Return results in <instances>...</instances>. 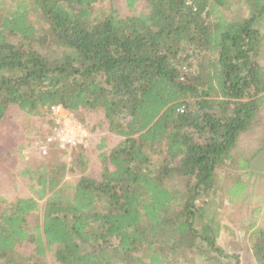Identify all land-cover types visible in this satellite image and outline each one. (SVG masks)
Wrapping results in <instances>:
<instances>
[{
    "label": "trees",
    "instance_id": "16d2710c",
    "mask_svg": "<svg viewBox=\"0 0 264 264\" xmlns=\"http://www.w3.org/2000/svg\"><path fill=\"white\" fill-rule=\"evenodd\" d=\"M126 6L133 15L114 0H0V120L13 105L29 120L62 105L89 133L100 112L121 138L100 153L99 178L87 146L26 159L17 145L30 196H0V264H243L212 206L246 202L264 177L251 169L264 141V0ZM257 129L260 145L244 149ZM262 209L238 228L251 264H264Z\"/></svg>",
    "mask_w": 264,
    "mask_h": 264
},
{
    "label": "rangeland",
    "instance_id": "374dc122",
    "mask_svg": "<svg viewBox=\"0 0 264 264\" xmlns=\"http://www.w3.org/2000/svg\"><path fill=\"white\" fill-rule=\"evenodd\" d=\"M114 5L123 17L134 14V10L126 6V0H114ZM136 7L139 8L140 4H137ZM234 8H237L236 4L233 5ZM226 12L230 14L229 10ZM46 114L44 116L33 117L29 120L20 111L18 106L13 105L0 120V196H4L8 200L30 196L28 188L18 175L22 164L16 147L20 142L24 144L23 153L26 155V159L45 156L39 152L37 143L46 137L50 129V124L46 120ZM87 122L89 123V128L92 130L90 133L88 132L90 137L87 148L90 162L86 173L89 176L99 178L102 166L99 158L100 153L109 151L121 138L109 133L108 125L100 112L89 115ZM262 134L263 130L261 129H257L255 133H250L243 139V148L247 150L257 148L260 145L258 138ZM102 139H105L106 147L100 150L97 145L100 144ZM262 146L263 149L261 152L264 150V141L262 142ZM63 159L71 163V153L65 155ZM78 177L79 173L74 174L70 172L68 174V179L72 181H75ZM224 181L225 178H223L222 182ZM246 194V202L238 201L237 203L231 204L225 196L226 201L222 207L219 205H213L212 207L213 211L216 212L215 226L220 229L222 235L227 239L225 243L223 242L224 248H230V252H241L243 264H251L249 254L246 250L248 244L244 240H239L238 237L243 236L242 234H238V228L243 224L245 225V222L253 217L254 208L260 205L263 206V209L259 212V221L264 219V177L254 178L253 176L249 180ZM246 241L250 243L247 239ZM32 247L33 245L24 243L20 245L19 249L23 252H28Z\"/></svg>",
    "mask_w": 264,
    "mask_h": 264
},
{
    "label": "built area",
    "instance_id": "2783aa9c",
    "mask_svg": "<svg viewBox=\"0 0 264 264\" xmlns=\"http://www.w3.org/2000/svg\"><path fill=\"white\" fill-rule=\"evenodd\" d=\"M47 115L53 124L46 137L37 143L41 154L46 155L54 145L62 149L88 146L90 137L88 131L80 122L72 118L62 105H52Z\"/></svg>",
    "mask_w": 264,
    "mask_h": 264
},
{
    "label": "water",
    "instance_id": "95a60500",
    "mask_svg": "<svg viewBox=\"0 0 264 264\" xmlns=\"http://www.w3.org/2000/svg\"><path fill=\"white\" fill-rule=\"evenodd\" d=\"M251 169L257 172H264V150L252 161Z\"/></svg>",
    "mask_w": 264,
    "mask_h": 264
},
{
    "label": "crops",
    "instance_id": "0c3cea01",
    "mask_svg": "<svg viewBox=\"0 0 264 264\" xmlns=\"http://www.w3.org/2000/svg\"><path fill=\"white\" fill-rule=\"evenodd\" d=\"M46 120H47L48 123H50V120H51V119L48 117L47 114H46ZM51 121H52V120H51ZM49 130H50V129H49ZM48 132H49V131H48Z\"/></svg>",
    "mask_w": 264,
    "mask_h": 264
}]
</instances>
